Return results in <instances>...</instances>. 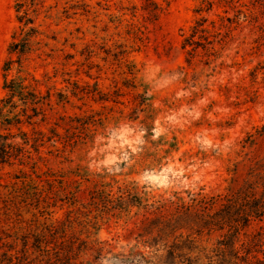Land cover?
Masks as SVG:
<instances>
[{
    "label": "rangeland",
    "instance_id": "rangeland-1",
    "mask_svg": "<svg viewBox=\"0 0 264 264\" xmlns=\"http://www.w3.org/2000/svg\"><path fill=\"white\" fill-rule=\"evenodd\" d=\"M16 1L0 0V100L25 77L43 104L22 129L44 138L0 164V261L52 223L89 233L75 264H179L181 238V264H219L198 253L222 240L211 200L264 211V0H24L26 25ZM241 229L264 264V215Z\"/></svg>",
    "mask_w": 264,
    "mask_h": 264
},
{
    "label": "trees",
    "instance_id": "trees-1",
    "mask_svg": "<svg viewBox=\"0 0 264 264\" xmlns=\"http://www.w3.org/2000/svg\"><path fill=\"white\" fill-rule=\"evenodd\" d=\"M26 2L24 0H17L15 4L16 12L20 13L17 20L24 22V25L30 23L28 12L24 9ZM29 38L23 39L19 43H11L9 50H19L24 52L30 46ZM11 61L8 59L3 65V71L7 72L11 69ZM3 89L5 96L0 100V164L9 162L11 159H21L27 152L26 146L30 141H34L36 145L44 138L42 133L35 132L36 137L30 138L26 132L23 131V125L31 126L33 118L39 114V106L43 104L42 97L32 89L30 83H26L25 77H17L7 79L4 77ZM12 128H16L17 134L11 132ZM20 142H15L16 139ZM249 192L245 193L244 197L237 196L234 198H224L211 200V209H214L219 202L222 206L223 212L226 217H219L221 210H215L212 213L213 219L211 220L213 228H217L222 233V240L218 241L216 246L209 250H199L201 256L209 262L213 258L219 259V264H251L253 261L259 260L256 254L255 247L251 239L243 242L240 237L242 233L241 227L245 228L249 224L252 217L260 218L264 215L262 206H254L250 210L248 204ZM234 210H238L237 215H233ZM49 215V214H46ZM242 221V224H240ZM46 223L40 225V229H36L31 237L22 236L20 242L22 248L20 249L21 263H12L13 256L4 255L5 259L0 261V264H75V255H86L88 243L86 240L90 238L89 233H86L84 239L70 236L66 240V233L62 231L59 234L55 226ZM242 225V226H241ZM84 231V230H83ZM82 234V233H81ZM84 234V233H83ZM93 245L90 250L94 251L95 248L100 253L103 247L102 242L97 239L92 240ZM191 243L189 239L181 238L176 240L167 252V256L174 261L181 264L184 259L189 261L185 251L191 252ZM100 246V247H99ZM96 253L94 259H97L101 254ZM183 256V257H182ZM186 257V258H184ZM19 258V257H15ZM177 259V260H176ZM181 259V261H180Z\"/></svg>",
    "mask_w": 264,
    "mask_h": 264
},
{
    "label": "clouds",
    "instance_id": "clouds-1",
    "mask_svg": "<svg viewBox=\"0 0 264 264\" xmlns=\"http://www.w3.org/2000/svg\"><path fill=\"white\" fill-rule=\"evenodd\" d=\"M151 179L156 180V179H158V178H156V177H152Z\"/></svg>",
    "mask_w": 264,
    "mask_h": 264
}]
</instances>
